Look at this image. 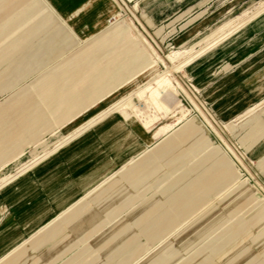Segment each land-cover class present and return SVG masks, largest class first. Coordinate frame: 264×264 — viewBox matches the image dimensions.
Masks as SVG:
<instances>
[{
  "label": "rangeland",
  "instance_id": "1",
  "mask_svg": "<svg viewBox=\"0 0 264 264\" xmlns=\"http://www.w3.org/2000/svg\"><path fill=\"white\" fill-rule=\"evenodd\" d=\"M55 1L59 10L51 0H23L9 12L0 13V110L21 101L15 112L0 115V135L8 122H16L17 112L39 118L26 135L2 144L0 177L15 172L24 163L26 166L35 155L65 138L86 116L121 102L163 72L173 92L170 100L162 99L166 115L154 114L135 96L131 102L136 110L129 108L127 115L141 123L151 114L158 116L157 123L146 129L151 133L169 132L162 137L167 139L160 146L175 150L162 159L153 158L155 175L126 188L123 198L109 204L107 211L97 213L94 220L81 219L79 233L68 235L61 246L30 253L28 264H74L75 259L86 256L96 258L98 264H233L236 256L245 259L264 239V170L258 164L264 158V10L222 42L216 56L203 61L212 53L211 48L205 57L190 64L182 62L210 40L217 28L229 21L239 22L259 9L264 0H210L198 9L179 11H175L171 0H118L122 8L114 14L102 10L100 4L106 1L111 6L113 0H74L68 7L61 0ZM34 11H38L34 18L23 19ZM92 11L100 19L86 28L95 20ZM54 27L61 29L60 35L74 34L83 42L68 38L47 59L18 61L20 51L36 37H53ZM245 29H249L248 36L240 40ZM123 33L138 39L147 49L149 67L123 49L118 56L121 68L110 69L114 72L106 88L92 94L93 106L86 107L90 104L87 102L70 115L87 109L79 116L59 118L60 111L50 110L42 100L43 82L66 67L80 49L96 43L100 45V64H107L124 45L117 41ZM139 33L149 41L154 53ZM185 50L189 52L169 62L155 58V52L166 56ZM15 62L29 67L16 71L10 68ZM107 92L110 94L105 96ZM183 112L186 117L177 122ZM115 118L121 120L119 116ZM166 124L172 125L167 132L161 129ZM189 124L194 126L195 135L178 139L177 134ZM138 127L135 123L131 130ZM155 141L146 142L147 153L157 146ZM223 160L231 165L230 175L217 180L186 213L174 218L153 238L141 234L135 221L149 202H163L171 184L181 188L186 180L197 178L203 171L214 175ZM244 191L247 197L238 199ZM118 228L127 230L129 248L114 253L122 245L123 236L117 238L114 251L94 249L100 241L112 238Z\"/></svg>",
  "mask_w": 264,
  "mask_h": 264
},
{
  "label": "crops",
  "instance_id": "2",
  "mask_svg": "<svg viewBox=\"0 0 264 264\" xmlns=\"http://www.w3.org/2000/svg\"><path fill=\"white\" fill-rule=\"evenodd\" d=\"M22 1L0 0V13L3 15L9 12ZM51 1L55 7L58 6L55 0ZM72 1L74 0H61L67 7ZM209 1L171 0V5L176 6L174 7L175 11H179L184 8L198 9ZM57 9L59 10V7ZM38 11H34L29 16H24L23 19L34 18ZM57 28L59 27L53 28V34H51L53 37L51 38L42 37L36 40V37L32 40L28 46L20 51L22 56H18V61L20 59L28 61L47 59L68 38L83 42L82 39L71 33L69 36L60 35L59 33L62 31ZM240 29L213 47L209 51L212 53L208 58L205 55L209 52L200 58L205 57L203 60L205 61L216 56L221 50L216 48ZM248 32L249 29L243 30L240 33V40L247 38ZM117 37L119 44H124L126 47L122 45L118 55H114L107 64H100L97 54L100 45L96 43L84 50L80 49V53L66 67L60 72L52 74L43 82L42 100L50 110L60 111L59 118L64 119L70 116L76 107H82L87 102L90 104L86 107L93 106L92 94H98L106 88L114 72L110 69L121 68L118 56L123 52V49L129 50L135 61L144 67H149L147 49L138 39L136 40L126 33ZM28 67L27 63L20 66L19 63L15 62L10 65V68L17 69L16 71H24ZM109 94L110 92H107L105 96ZM20 104L21 101H18L9 108L1 109L0 115L4 116L8 112H15L14 110ZM110 107L86 116L80 124L73 127L65 138L97 119ZM85 111L87 109L70 116V119ZM116 116H119L121 120L116 119ZM16 118L15 123L12 121L11 124L7 123L9 125L0 135V153L4 142L13 143L15 137L28 133L32 125L39 120L37 115H25L19 112H17ZM135 123L139 127L132 131L131 127ZM168 133L162 134L157 131L151 133V130L145 129L142 123L136 121L131 114L122 116L116 113L82 133L71 143L61 147L47 159L34 165L19 178L1 188L0 264H28L30 253L33 251L42 253L61 246L68 235L79 233L78 222L81 219L94 220L97 213L107 211L109 204L121 200L125 195L126 188L133 187L155 175L156 167L152 163L153 158L162 159L168 152L175 150L172 146L165 150L160 146L162 144L160 142ZM194 134L195 128L189 124L177 134V138L182 140L192 137ZM160 138L162 139L158 141ZM150 139H156L155 145L157 146L147 153L146 142ZM52 148H47L42 153L35 155L28 163ZM25 164H22L18 170ZM258 164L264 170V158L259 160ZM216 168L214 175L208 174L209 171H203L197 178L193 177L186 180L181 188H175L171 184L170 190L163 196V202L157 199L149 202L135 221V225L138 226L141 234L153 238L169 226L174 218L186 213L200 200L203 192L212 188L217 180L230 175L231 165L226 160L220 161ZM15 172L5 176L8 177ZM2 181L3 179L0 178V183ZM246 197L245 191L237 196L238 199ZM118 229L112 238L100 241L94 249L107 248L109 251H114L118 245L117 238L123 236L122 245L114 253L119 249L129 248L131 240L128 238L127 230ZM258 243L253 246L254 250L252 249L249 254L245 255V259H242V255L236 256L233 264H264V239L261 240L262 247L259 241ZM74 264L98 263L96 258L86 256L78 257L74 260Z\"/></svg>",
  "mask_w": 264,
  "mask_h": 264
},
{
  "label": "bare ground",
  "instance_id": "3",
  "mask_svg": "<svg viewBox=\"0 0 264 264\" xmlns=\"http://www.w3.org/2000/svg\"><path fill=\"white\" fill-rule=\"evenodd\" d=\"M113 2H114V5L110 4L111 6H108V2L106 3V1H103V3H102V1H101V3H100L101 4V9L106 11L109 14H110V12H112L113 14L114 13H118V9H121L122 7H121L120 3L118 2V0H113ZM120 2L123 3V1H121V0H120ZM263 10H264V4L261 5V7L259 9H257L255 12H253L252 14L244 16L243 18H241L239 22L229 21V22L223 24L222 26H220L219 28H217V30H215L213 32V34L211 35V39L210 40H208L197 51H194V52L190 53L186 58H184V61L182 62V65L190 64L195 59H197V58L201 57L202 55H204L208 50H210L211 48L215 47L218 43H220L225 38L229 37L234 31H236L238 28H240L242 25H244L250 18H252L253 16L259 14ZM92 12H95V15H93L95 17V20L94 21H90L89 23L87 22L88 24L86 25V28L95 25V21L100 19L98 14L96 13V11H92ZM139 36H141L143 38V42L148 46V49H151L152 53H154V49L151 47V44L149 43V41L140 33H139ZM188 52H189V50H185V51H182V52H174V53L168 54L166 56L162 55L163 57L159 56L155 52V58L158 59V61H161V62L168 61V60L172 61L173 58H175L177 56H180V55H184L185 53H188ZM171 91L172 90L170 88V83H169V79L167 77V73L166 72H163V73H160V74L154 76L153 78H151L150 81H148L143 86H141L133 94H130L128 97L124 98L121 102H119L117 104H114L107 111H105L100 116H98L97 119L91 121L87 125L81 127L77 132H75L71 136L65 138L63 142L57 143L52 149H50L47 152L37 156L34 160L29 162L25 167H23L22 169L18 170L15 174H13V175H11L9 177H0L1 179H3L2 183H0V189L3 188L5 185H7L9 182H12L13 180L19 178L21 175H23L27 170L32 168L34 165H36V164L44 161L45 159H47L49 156H51L53 153H55L61 147H64L65 145L71 143L74 139H76L82 133L88 131L90 128L94 127L95 125H97L99 123H102L103 121H105L110 116H112V115H114V114H116L118 112L122 116H126L127 115V110L129 108H132L135 111L136 110L135 105L131 102L132 101L131 100L132 96H135L136 98L141 99L145 103V105H148L149 108H151V110H153L152 111L153 113L154 112L155 113L160 112V113H164L166 115L167 108H166V105L164 104V102L162 101V99L170 100L171 98H173V94H172L173 92H171ZM143 93H146L147 95L146 96H142ZM154 114H151L150 116H147L145 120L142 119L143 120L142 125H143V127L145 129L149 128L150 126H153L154 124L157 123L159 117L154 115ZM145 116H146V114L144 115V117ZM185 117H186V113L183 112L179 117L176 118V121L179 122L180 120H182ZM171 127H172V125L166 124V125H163L161 129L163 131L167 132ZM186 132H188V131H186ZM221 171L224 172L223 170H221Z\"/></svg>",
  "mask_w": 264,
  "mask_h": 264
}]
</instances>
